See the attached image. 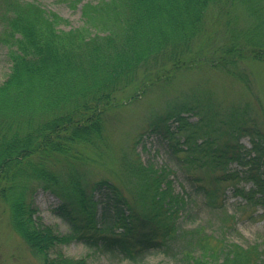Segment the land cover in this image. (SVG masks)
<instances>
[{
  "label": "trees",
  "instance_id": "1",
  "mask_svg": "<svg viewBox=\"0 0 264 264\" xmlns=\"http://www.w3.org/2000/svg\"><path fill=\"white\" fill-rule=\"evenodd\" d=\"M67 2L72 9L81 5L78 27L61 28L71 22L37 0H0V42L11 61L0 84V199L14 232L42 264H89L66 255L63 247L73 241L117 250L133 261L152 248H177L178 264H264L263 250L229 242L226 228L215 236L203 227H182L179 219L191 194L175 191L169 166L136 159L142 210L113 180L88 183L79 170L90 150L106 143L113 112L181 70L209 66L249 89L244 65L264 63V0ZM238 7L249 24L240 25ZM129 89L133 92L124 94ZM214 107L195 124L187 123L193 130L182 142L186 148L179 140L173 147L185 154L178 162L204 172L210 185L204 177L192 182L208 205L223 207L228 182L246 203L264 205V120L250 104L224 112ZM173 115L152 131L173 139L166 125ZM176 117L183 121L181 131L186 119L181 113ZM244 136L250 149L240 143ZM233 163L240 169L231 168ZM39 188L60 198L54 213L67 232L37 215ZM95 191L109 199V222L99 218ZM229 219H223L224 227Z\"/></svg>",
  "mask_w": 264,
  "mask_h": 264
},
{
  "label": "rangeland",
  "instance_id": "2",
  "mask_svg": "<svg viewBox=\"0 0 264 264\" xmlns=\"http://www.w3.org/2000/svg\"><path fill=\"white\" fill-rule=\"evenodd\" d=\"M37 1L48 10L57 12L71 22V26L63 25L61 28L69 29L82 24L81 5L72 9L67 0ZM88 1L98 0H83V2ZM212 12L215 11L211 10L210 14H213ZM235 14L239 16L240 25L250 23L241 7L236 9ZM10 67L8 50L0 42V84L9 74ZM244 67L243 69L250 75L249 89L235 78L217 69L202 66L181 70L169 83L154 84L146 92L139 93L136 99L124 103L123 107L109 116L106 143L96 151L90 150L89 159L79 166L87 182L93 183L102 178L113 180L122 192L128 195L131 203L137 206V210H142V201L138 199L137 194L139 177L134 171L137 165L136 159L140 158V161L144 163L151 161L158 167L169 166L172 170L170 178L174 181L175 191L191 194L188 210L179 219L182 227L186 229L203 227L207 234L213 233L215 236L221 234L220 228H226L224 229L225 237L229 242H236L244 247L258 246L264 251V205L246 203L241 196H236L233 184L230 182L223 185L221 196L223 207L208 205L203 196L196 194L195 185L192 182L193 177H204L203 183L210 185V182L206 181L204 172L198 166L193 165L188 168L178 162L185 154L181 151L174 153L173 149L177 140L182 143L186 134L193 130L188 124H195L203 115L208 114L209 105L217 107L219 112H224L231 107L250 104L254 116L260 121L264 120V63L249 61ZM132 92L129 89L124 94L129 95ZM169 112L175 114L166 120L170 131L174 132L173 139H170L169 135H162L158 130L152 131V126L160 123ZM180 113L186 122L181 131H178L183 123L176 117ZM240 143L246 149L251 148L248 136L242 137ZM180 145L186 148L185 144ZM230 167L240 169L236 163L231 164ZM240 186L248 189L251 183H241ZM34 196L39 208L37 215L42 221L58 227L63 233L67 232L68 225L54 213V209L61 202L57 194L39 188ZM94 196L99 202L101 222H109L112 212L107 209L108 197L101 191H95ZM105 208L106 214L103 213ZM102 216L105 218L102 219ZM226 217L230 219L226 224L227 227H224L223 219ZM63 250L69 257L86 258L89 264H178L179 257L178 254L174 256L177 248L168 252L162 248H152L133 261L117 250H97L81 241H73L64 246ZM0 264H42V259L34 256L26 243L12 229L9 209L1 199Z\"/></svg>",
  "mask_w": 264,
  "mask_h": 264
}]
</instances>
